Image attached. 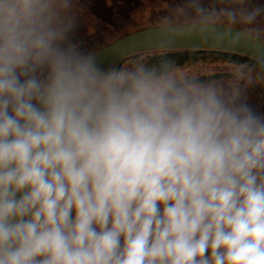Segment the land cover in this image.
I'll list each match as a JSON object with an SVG mask.
<instances>
[{"label":"clouds","instance_id":"clouds-1","mask_svg":"<svg viewBox=\"0 0 264 264\" xmlns=\"http://www.w3.org/2000/svg\"><path fill=\"white\" fill-rule=\"evenodd\" d=\"M221 2L105 64L77 0H0V264H264V5ZM185 41L242 54L246 85L177 71Z\"/></svg>","mask_w":264,"mask_h":264},{"label":"rangeland","instance_id":"rangeland-1","mask_svg":"<svg viewBox=\"0 0 264 264\" xmlns=\"http://www.w3.org/2000/svg\"><path fill=\"white\" fill-rule=\"evenodd\" d=\"M205 7H221V0H201ZM264 5V0H251ZM188 0H77L79 26L75 39L82 48L94 52L102 45L144 28L156 27L160 20L177 7L186 6ZM264 23V18L257 21ZM241 66L228 63L200 62L177 68L183 73L197 74L215 81L219 86L244 87L245 80H237ZM250 104L264 115V84L257 82L247 86Z\"/></svg>","mask_w":264,"mask_h":264},{"label":"trees","instance_id":"trees-1","mask_svg":"<svg viewBox=\"0 0 264 264\" xmlns=\"http://www.w3.org/2000/svg\"><path fill=\"white\" fill-rule=\"evenodd\" d=\"M127 34L128 33L124 34L123 36ZM123 36H121L120 38H122ZM112 42L114 41H110L109 43H112ZM109 43L102 45L100 48H97L94 51V53L97 52L99 49L103 48L104 46L108 45ZM140 55L148 56L149 54L144 53ZM171 57L174 60L177 68L179 67L183 68L186 65L205 62V61L215 62V63H228V64H232L236 66H241L243 62L246 60V57L240 56V55H234L232 53L215 52V51H197V50L181 51V52L172 51ZM208 80H211V79L209 78Z\"/></svg>","mask_w":264,"mask_h":264},{"label":"water","instance_id":"water-1","mask_svg":"<svg viewBox=\"0 0 264 264\" xmlns=\"http://www.w3.org/2000/svg\"><path fill=\"white\" fill-rule=\"evenodd\" d=\"M152 28V27H151ZM150 28H144L140 31L134 32L130 35H125L122 38L117 39L116 41L109 43L108 45L104 46L103 48L99 49L95 53L101 54V59L104 61L105 64L111 63L112 61L118 59L121 51L125 49L129 43L131 42L132 38H140L143 33L147 32ZM215 51V52H224V53H229L225 50H220V49H209L205 48L203 46H197L195 42H187L185 41L180 47H177L173 51ZM144 53H130V55H140ZM149 54V53H145ZM234 55H240L243 56L242 54H234Z\"/></svg>","mask_w":264,"mask_h":264}]
</instances>
